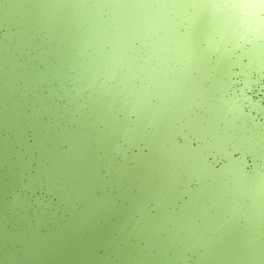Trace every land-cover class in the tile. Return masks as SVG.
Segmentation results:
<instances>
[{
	"label": "water",
	"instance_id": "95a60500",
	"mask_svg": "<svg viewBox=\"0 0 264 264\" xmlns=\"http://www.w3.org/2000/svg\"><path fill=\"white\" fill-rule=\"evenodd\" d=\"M222 0H0V264H264V40Z\"/></svg>",
	"mask_w": 264,
	"mask_h": 264
},
{
	"label": "clouds",
	"instance_id": "9594fccd",
	"mask_svg": "<svg viewBox=\"0 0 264 264\" xmlns=\"http://www.w3.org/2000/svg\"><path fill=\"white\" fill-rule=\"evenodd\" d=\"M222 7H243L256 9L259 13L261 7H264V0H222ZM252 24V36L257 40H264V14H258Z\"/></svg>",
	"mask_w": 264,
	"mask_h": 264
}]
</instances>
